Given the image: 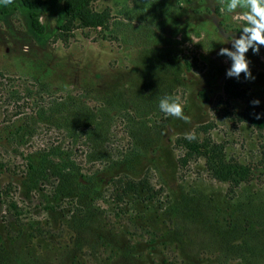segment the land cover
I'll return each mask as SVG.
<instances>
[{"label":"rangeland","instance_id":"374dc122","mask_svg":"<svg viewBox=\"0 0 264 264\" xmlns=\"http://www.w3.org/2000/svg\"><path fill=\"white\" fill-rule=\"evenodd\" d=\"M90 5L104 24L69 20L61 30L45 13L43 42L20 12L0 17V264H264V128L248 118L264 114V47L247 54L255 80L241 76V99L218 56L246 26L245 10L228 13L220 0ZM165 97L190 122L162 113ZM79 101L86 118L74 115ZM194 134L249 167V182L215 179L203 158L183 166L180 140ZM132 147L140 154L129 172L121 163ZM52 150L99 177L94 238L75 231L67 200L50 209L55 172L28 171L30 156ZM130 182L137 193L120 198Z\"/></svg>","mask_w":264,"mask_h":264},{"label":"trees","instance_id":"16d2710c","mask_svg":"<svg viewBox=\"0 0 264 264\" xmlns=\"http://www.w3.org/2000/svg\"><path fill=\"white\" fill-rule=\"evenodd\" d=\"M91 2L93 0H15L14 4L7 7L0 4V17L8 16L15 11L20 12L26 18L29 31L36 41L43 42L48 34V28L41 20L45 13L56 15V21L61 30L66 29L68 22H71L69 20H79L88 26H100L104 24L101 14L91 9ZM237 84L238 81L236 80L230 81L227 91L232 98L241 99L243 98V94L237 89ZM76 104V102L73 103L75 105L74 115L79 118H86L87 112L83 110L85 106L80 101ZM248 118L257 128H264L263 119H255V115H251V118ZM89 119L92 120V117ZM99 128L97 126V129ZM206 128L202 127L201 131L207 132ZM82 129L89 130L88 128ZM96 132V128H93L87 134L91 138ZM192 136L195 139L190 140L186 137L180 140V146L185 151V155L181 159L183 166L188 165L193 158H203L209 172L215 179L221 182H228L233 188L239 187L244 182H249V167L241 164L239 161L230 160L224 148L213 142L210 137L202 139L198 134ZM57 151L52 150L48 154L30 156L28 159V171L30 175L43 170L55 172L58 181L56 189L53 195H51V197L53 196V200L49 203L50 209L54 208L52 206L53 203L60 205L63 201L67 200L78 211L71 219V225L75 231L78 234L87 231L94 238L99 233V226H101L99 225L101 219L93 211L94 204L101 196L99 177L96 173L83 172L77 161L72 159L68 153H63L58 158L56 156ZM139 154L140 148L132 147L130 153L121 164L125 165L129 172L134 171L135 163L139 161ZM139 184L144 187L146 186L143 182ZM137 187V183L130 182L129 185L125 184L123 187L124 191L119 194L120 198H122V194L124 193L131 191L137 193ZM258 211L261 212L258 223L261 225L260 232L264 233V207L259 208ZM99 215L101 217L100 213Z\"/></svg>","mask_w":264,"mask_h":264},{"label":"clouds","instance_id":"9594fccd","mask_svg":"<svg viewBox=\"0 0 264 264\" xmlns=\"http://www.w3.org/2000/svg\"><path fill=\"white\" fill-rule=\"evenodd\" d=\"M14 2L15 0H0V4L5 7ZM220 3L224 5L222 10L228 13H235L238 9L245 10L243 19L246 21V26L242 27L239 37L234 36L229 39L231 48L222 47L218 52V56L225 57L231 62L230 67L226 69V77L239 81L243 75L246 81H254L255 76H253L251 61L247 54L251 50L253 55L258 56L261 48L264 47V0H220ZM250 103L253 107H258L261 101L254 99ZM159 108L166 116L183 120L186 123L190 122V117L185 115L184 108L178 99L165 97L160 100ZM254 115L255 119L264 118V114ZM187 138L195 139L192 135Z\"/></svg>","mask_w":264,"mask_h":264}]
</instances>
